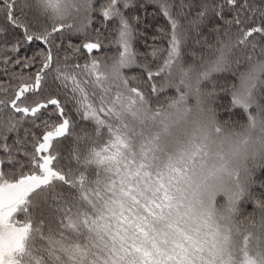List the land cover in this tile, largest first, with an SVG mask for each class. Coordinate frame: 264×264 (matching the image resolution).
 Wrapping results in <instances>:
<instances>
[{"label": "snow or ice", "instance_id": "1", "mask_svg": "<svg viewBox=\"0 0 264 264\" xmlns=\"http://www.w3.org/2000/svg\"><path fill=\"white\" fill-rule=\"evenodd\" d=\"M18 4L0 0V264H264V156L223 151L264 132V2L25 0L39 29Z\"/></svg>", "mask_w": 264, "mask_h": 264}, {"label": "trees", "instance_id": "2", "mask_svg": "<svg viewBox=\"0 0 264 264\" xmlns=\"http://www.w3.org/2000/svg\"><path fill=\"white\" fill-rule=\"evenodd\" d=\"M30 2V0H29ZM264 0H255V3L257 5H260ZM25 0H19V4L17 5V15H24V18L30 23V25L35 28L39 29L42 25L48 24L49 21L46 20L44 17L39 16L33 9L24 7ZM176 3H179V0H176ZM153 13H157L155 18L153 17ZM147 19L145 20V23L149 25L148 28H144L143 25H140L141 29L145 31L148 36L150 37L155 33V28L157 26H166L167 22L164 20L162 16H160L157 12V9L153 5H149L146 13ZM186 23V22H185ZM0 25L4 26L6 31L3 37H0V43H3L5 40L9 43L12 42V32L13 29L11 26L7 25L6 21L0 20ZM145 37H140V43H138L137 47L140 48L141 51L145 50L144 47V41ZM72 42L76 43L78 42L75 37L72 38ZM152 41L149 39L148 43L150 44ZM192 46L191 40L189 41V47ZM36 47V45H32L31 47L25 49L24 51L26 54L30 55L32 50ZM199 51V49H197ZM105 51L109 52L110 54L114 52L113 48L105 49ZM252 54L253 60H255L257 57H259V50L255 53H251L250 48L246 50H241L239 48L234 50L233 59H239L241 61V68L245 65L246 57L247 55ZM105 59H110V57H105ZM235 67V65H234ZM135 71V70H133ZM225 77H227L228 80H232L233 77H231L230 74H224ZM223 82V81H221ZM224 102L227 103V97H224ZM83 127L82 124L77 125L76 131L79 132L80 128ZM90 128V126H88ZM75 141L72 137H68L66 139H63L61 142V145L59 147V155H60V164L64 166L69 167H75V162L72 159L73 157V151L71 149L75 148ZM259 179H264V172H260L258 174ZM247 211L252 210V205L248 204L245 206Z\"/></svg>", "mask_w": 264, "mask_h": 264}, {"label": "clouds", "instance_id": "3", "mask_svg": "<svg viewBox=\"0 0 264 264\" xmlns=\"http://www.w3.org/2000/svg\"><path fill=\"white\" fill-rule=\"evenodd\" d=\"M251 139L247 145H243L237 138H232L224 142L223 151L226 154V163L230 169L241 167L246 157H251L254 154L264 156V132L258 128L255 131L248 133ZM242 177L243 169L241 168Z\"/></svg>", "mask_w": 264, "mask_h": 264}, {"label": "rangeland", "instance_id": "4", "mask_svg": "<svg viewBox=\"0 0 264 264\" xmlns=\"http://www.w3.org/2000/svg\"><path fill=\"white\" fill-rule=\"evenodd\" d=\"M72 151H73V149H71ZM72 159H73V157H72Z\"/></svg>", "mask_w": 264, "mask_h": 264}]
</instances>
